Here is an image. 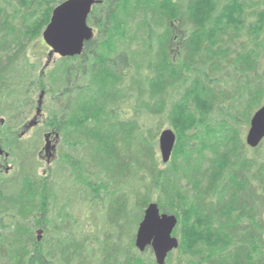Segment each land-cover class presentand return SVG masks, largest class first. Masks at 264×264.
Wrapping results in <instances>:
<instances>
[{
    "label": "trees",
    "instance_id": "16d2710c",
    "mask_svg": "<svg viewBox=\"0 0 264 264\" xmlns=\"http://www.w3.org/2000/svg\"><path fill=\"white\" fill-rule=\"evenodd\" d=\"M64 1L0 0V138L45 117L0 176V264H158L136 248L152 203L178 218L166 264H264V0H100L51 61Z\"/></svg>",
    "mask_w": 264,
    "mask_h": 264
},
{
    "label": "water",
    "instance_id": "95a60500",
    "mask_svg": "<svg viewBox=\"0 0 264 264\" xmlns=\"http://www.w3.org/2000/svg\"><path fill=\"white\" fill-rule=\"evenodd\" d=\"M98 2L100 0H66L54 9L43 33L44 41L52 50L51 55L68 58L83 53L85 44L94 37V29L88 24V18ZM49 138L46 152L51 149ZM263 141L264 106L253 116L246 136V143L252 149L258 148ZM176 142L177 136L173 130L167 129L161 133L159 149L164 164L170 162ZM177 225L176 216L162 213L157 203L150 204L138 228L136 248L140 252L151 248L157 263L166 264L168 256L180 246L179 239L174 236Z\"/></svg>",
    "mask_w": 264,
    "mask_h": 264
},
{
    "label": "rangeland",
    "instance_id": "374dc122",
    "mask_svg": "<svg viewBox=\"0 0 264 264\" xmlns=\"http://www.w3.org/2000/svg\"><path fill=\"white\" fill-rule=\"evenodd\" d=\"M56 56L57 55H55V54L51 55V58H52L51 61L55 60L57 58ZM39 96L40 95H38V97ZM44 118L45 117H43V116L37 118L36 115L34 114L28 120V122L24 126H22L21 128H19L17 130H11V131H5L4 132V134L0 138V151H1V153H0V176L6 175V173H9V172L13 173V171L15 169L14 158H13L12 153H11L12 152V145H13V142L15 141V139L18 137H24V138L25 137H27V138L31 137V135L34 133V130H35L34 127H36L38 123H42ZM167 129H171V128L168 125H166V128L164 130H167ZM249 129H250V127L247 130V134H248ZM247 134H246V136H247ZM51 144L53 145V143H51ZM46 147H47V144H46ZM159 153H160V149H159ZM51 157H52L51 149L48 150V152H46V151L44 152V158H45L44 162H50L49 160L51 159ZM160 157H161V153H160ZM174 236H175V234H174ZM175 237H177V236H175Z\"/></svg>",
    "mask_w": 264,
    "mask_h": 264
},
{
    "label": "flooded vegetation",
    "instance_id": "af4514ba",
    "mask_svg": "<svg viewBox=\"0 0 264 264\" xmlns=\"http://www.w3.org/2000/svg\"><path fill=\"white\" fill-rule=\"evenodd\" d=\"M93 29H94V28H93ZM94 33H95V31H94ZM50 141H51V143H52V141H53V140H52V139H50ZM51 145H52V144H51ZM6 174H7V173H6Z\"/></svg>",
    "mask_w": 264,
    "mask_h": 264
}]
</instances>
